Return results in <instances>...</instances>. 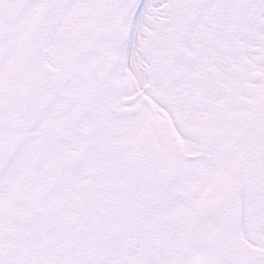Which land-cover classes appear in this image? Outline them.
Listing matches in <instances>:
<instances>
[{"label": "snow or ice", "instance_id": "obj_1", "mask_svg": "<svg viewBox=\"0 0 264 264\" xmlns=\"http://www.w3.org/2000/svg\"><path fill=\"white\" fill-rule=\"evenodd\" d=\"M0 264H264V0H0Z\"/></svg>", "mask_w": 264, "mask_h": 264}]
</instances>
